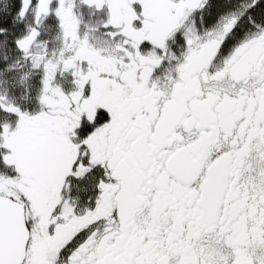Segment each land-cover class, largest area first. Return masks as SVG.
Returning a JSON list of instances; mask_svg holds the SVG:
<instances>
[{
	"label": "snow or ice",
	"instance_id": "6c2138e0",
	"mask_svg": "<svg viewBox=\"0 0 264 264\" xmlns=\"http://www.w3.org/2000/svg\"><path fill=\"white\" fill-rule=\"evenodd\" d=\"M0 264H264V0H0Z\"/></svg>",
	"mask_w": 264,
	"mask_h": 264
}]
</instances>
